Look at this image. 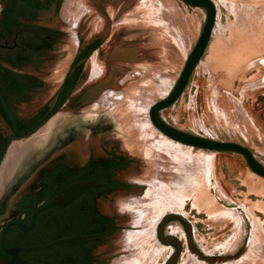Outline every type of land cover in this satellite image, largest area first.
Listing matches in <instances>:
<instances>
[{
  "label": "flooded vegetation",
  "instance_id": "obj_1",
  "mask_svg": "<svg viewBox=\"0 0 264 264\" xmlns=\"http://www.w3.org/2000/svg\"><path fill=\"white\" fill-rule=\"evenodd\" d=\"M71 1L0 0V173L12 144L48 127L0 186V259L18 251L31 264H114L131 253L114 243L133 216L121 210L118 196H138L144 185L130 177L141 172L139 159L121 151L118 142L97 138L96 126L79 118L103 92L123 89L125 77L137 79L128 66L142 55L140 44L115 41L110 28L96 36ZM109 41L114 46L106 54ZM94 57L106 70L92 68ZM78 185L84 188L69 201L34 219ZM172 221L161 222L164 238L171 236L165 228ZM43 244L52 246L19 252ZM144 246L148 256L141 263L155 264L153 248L159 246Z\"/></svg>",
  "mask_w": 264,
  "mask_h": 264
},
{
  "label": "rangeland",
  "instance_id": "obj_2",
  "mask_svg": "<svg viewBox=\"0 0 264 264\" xmlns=\"http://www.w3.org/2000/svg\"><path fill=\"white\" fill-rule=\"evenodd\" d=\"M213 1L217 19L209 46L183 94L163 109L161 116L181 130L241 143L252 149L264 165V0ZM72 8L85 13L99 35L110 28L115 41L121 38L132 45L140 44L142 55L128 66V73L143 80H159L157 85L164 86L157 94L155 85L140 86L147 96L140 114L145 123L147 114L155 127L149 110L178 82L203 31L207 9L182 0H74ZM113 43L109 41L104 47L106 54ZM136 80L126 82L127 94H134L130 87ZM98 102L85 111L96 109ZM121 109L124 110L115 103L104 107L90 121L83 116L79 119L90 124L107 116L137 144L143 139L127 131V115L117 116ZM180 145L187 153L161 156L158 148L156 153L160 156L149 159L154 178L163 181L155 184L154 189L162 187L166 200L172 194L179 196L181 204L180 210H168L177 212H166L157 219L156 237L154 234L148 240L150 246L157 244L161 249L154 263L167 264L175 251L173 245L159 238L158 228L167 215L178 214L191 226L193 248L205 257L230 258L238 255L246 243L247 247L234 259L208 262L192 251L184 220L172 218L174 221L167 224L165 231L183 244L177 264H264V177L254 173L238 152ZM148 191L149 188L140 197H146ZM155 197L151 202L157 203Z\"/></svg>",
  "mask_w": 264,
  "mask_h": 264
},
{
  "label": "water",
  "instance_id": "obj_3",
  "mask_svg": "<svg viewBox=\"0 0 264 264\" xmlns=\"http://www.w3.org/2000/svg\"><path fill=\"white\" fill-rule=\"evenodd\" d=\"M186 4L193 6V7H204L207 9V19L203 28V31L194 47L190 55L188 56V59L185 63L184 69L180 75V78L174 88L171 90L168 96L165 98L157 101L156 103L153 104V106L150 109V118L153 122V124L166 136L169 138L173 139L174 141L180 142L184 145L192 146L195 148L199 149H205V150H212V151H233V152H238L244 156L246 159V162L250 169L258 174L261 177H264V165L257 159L256 155L254 154L253 150L250 149L249 147L238 143V142H233V141H221V140H216L208 137H204L201 135L193 134L184 130H181L171 124H169L167 121H165L162 116H161V111L171 105H173L183 94L185 91L190 78L199 64L200 60L204 56L211 37L212 33L215 27L216 23V18H217V6L214 3L213 0H182ZM95 35L99 36L98 32L95 31ZM264 65V60L262 61ZM80 120V119H79ZM81 123H84V121L80 120ZM86 123V122H85ZM94 124L92 127L96 126V131L95 136L102 137V139H105V143L111 145L114 141L118 142L120 145V150L126 152L130 156H135V158L139 159V171H141L139 174L136 172H133L132 175L130 176L133 180H136L140 183H143V188L139 191L140 193L137 195L133 194L131 196H118V203L124 202V201H129L131 199L137 198L141 195H143L150 185L152 184V167L151 163L146 156L145 152L140 148L137 144H135L130 138H128L120 129H118L109 119L107 116H102L100 117L96 122L91 123ZM101 125V126H100ZM105 126V127H103ZM102 129V130H101ZM44 136H42L40 139H42ZM39 139V140H40ZM37 142V141H36ZM35 142V143H36ZM34 143V144H35ZM33 144V145H34ZM84 188L83 185H78L75 187H72L70 189H67L64 191L62 194V197L59 199H55L51 201L49 204L43 206L40 208L35 214H34V219L37 216V214L46 209L49 208L50 206L53 205H63L72 196H75L77 193H79L82 189ZM75 193V195L71 194ZM128 224L130 226L127 227V230L121 232L118 234V238L115 241L114 245H120L122 249L126 250L127 253L129 252V248L126 244V237L127 234L130 230L133 229H139L141 226H136L132 217L129 216ZM170 218H181L184 220V222L187 225L188 229V236H189V242H190V247L192 251L199 257V258H204L208 262H220L226 259H234L238 257L247 247V243L245 245V248L236 256L233 257H223V256H213V257H205L198 251H196L193 246H192V237H191V226L187 220H185L182 216L178 214H169L167 215L164 220L166 221L167 219ZM163 224H161L159 233H160V238L164 243L168 244H173L177 246V251L175 254L170 258V260L167 262V264H177L181 251L183 249V244L181 241L174 237L170 236L168 238L163 237ZM249 238V237H248ZM248 242V240H247ZM52 246V244H43V245H38L29 249L25 250H19V252H29V251H34V250H40V249H46ZM0 264H31L30 262H27L26 260L20 259L18 257V251H12V258L10 259H0Z\"/></svg>",
  "mask_w": 264,
  "mask_h": 264
},
{
  "label": "bare ground",
  "instance_id": "obj_4",
  "mask_svg": "<svg viewBox=\"0 0 264 264\" xmlns=\"http://www.w3.org/2000/svg\"><path fill=\"white\" fill-rule=\"evenodd\" d=\"M71 2H74V0ZM76 15H78V13ZM132 20L135 21V19H132ZM132 20L130 22H133ZM96 59H97V57H94L93 59H91L92 60L91 61L92 68L96 69L95 71H97V72L99 69L102 70L101 68H103V67H104V70H106V66L105 65L103 66V64H100V65L97 64ZM102 75L103 74L101 73V76ZM263 75H264V73H263ZM155 76H157V75H155ZM155 76H153V77H155ZM128 81H129V78L125 77L123 79L122 83L125 85L126 82H128ZM157 81H159V80H157ZM157 81H154V80H151L148 78L147 79L145 78V80H143L141 78L140 79L137 78L136 82H131V87H130L131 89L133 88L132 90H135L134 94L133 93L127 94L126 90L128 88H126V90H125L124 87L120 91H116L112 88L108 89L107 91L103 92L102 96H100V102H98V106L95 105V106H97L96 109H94V110L88 109V110L83 112V115L85 117L91 119L93 117H96L97 114H99L100 110H102L104 107H112V106H114L115 103H119V107L124 108V110L121 109L120 113H117V116L118 117H124L125 114L127 115L126 118L124 117L126 119V121L129 120V121H127L128 122L127 123L128 124L127 131L129 133L133 132V134L136 133L137 135L140 136V139L141 138L143 139V140L141 139L142 141L139 140V143H137V144H139L138 146L140 148H142V150L145 152L148 159H153L154 156H158V157L160 156L159 154L156 153V149H158V148H160L161 156H166V155L173 156L176 153H180V154L187 153V150L182 145H180V142L174 141L173 139H171L168 136H166L165 134H163L154 124L153 125L155 127H153L151 125V122H149L147 114H146V123L143 121V118L140 114L142 106H144L143 102H145V100L147 99L146 93L143 90L144 87L142 86L143 88L142 87L140 88V86L144 83L146 85H149V84L155 85L156 89H158V90L154 91V92H155V94H157L158 92H160L164 88V86L161 87L159 84L157 85ZM131 94H133V95H131ZM150 94H151V92H150ZM113 110H116V109H113ZM118 111H119V108H118ZM124 127L126 128V126H124ZM47 130H48V127H45L44 129H42L39 133H37L35 136L31 137L30 139L23 141V142H16V143L12 144L13 146L11 147V149H10V151H9V153H8L4 163H3V166H2V171L0 173V186L9 178L11 171L13 170L14 166L17 164L19 159L24 156L25 152L36 141H38L42 136H44L46 134ZM157 130L161 134L158 133ZM127 131H126V133H127ZM135 139H137V138H135ZM160 162L161 161H159V163ZM153 171H155V170H153ZM153 173H155V172H153ZM153 173H152V184L149 187V191L147 192L146 197H144V198L137 197V198L131 199L129 201H124L121 203V207H122V205L124 208L126 207L125 209L121 208V210H124V211L125 210H131L133 213L132 219H133L135 225L139 226L138 224H141L143 226V228L140 230H130L128 232L127 237H126V244H127L128 248H130L131 253H129V255H127V256H123V257L117 259L114 264H143L144 262L141 263V259L144 258V260H145V257L148 255L144 256L142 249L145 247L144 245H146L149 238L151 239V237L154 236L155 233L153 231L157 228V227L155 228V226H156V222H158V220H159V217H161L162 214H164L168 210H173V209L180 210L181 209V207H180L181 204L177 199V197H179V196H177V195L175 196L172 194V196H170V198L166 200L163 197V195H166V194L164 193V190L162 189V187L157 188V189H159L158 191L156 188L154 189L153 186L155 184L159 185V183H162L163 181L161 182V180H159V178H154ZM157 187H159V186H157ZM155 196H157V200H158L157 203L153 202L156 199ZM152 198H154V200L151 202ZM153 213H156V214L152 215ZM173 231H176V229H173ZM153 239L155 240L154 237H153ZM148 243H149V241H148ZM148 247H149V245H148ZM152 248H153V246H152ZM153 249H155V251H153L152 259L155 260L159 255H161V251H160L161 249L159 247H154ZM152 259H149V260H152Z\"/></svg>",
  "mask_w": 264,
  "mask_h": 264
}]
</instances>
